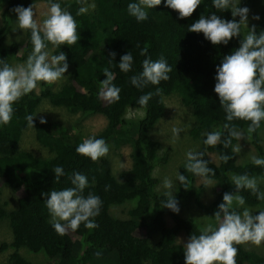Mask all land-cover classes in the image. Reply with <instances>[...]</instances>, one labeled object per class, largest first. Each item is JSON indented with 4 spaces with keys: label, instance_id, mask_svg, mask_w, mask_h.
I'll use <instances>...</instances> for the list:
<instances>
[{
    "label": "trees",
    "instance_id": "obj_1",
    "mask_svg": "<svg viewBox=\"0 0 264 264\" xmlns=\"http://www.w3.org/2000/svg\"><path fill=\"white\" fill-rule=\"evenodd\" d=\"M36 1L50 4V0H0L6 4L0 10V61L10 65L18 51L16 43H6L5 40L14 18L12 9L28 7ZM51 2L60 3L62 9L73 15L80 39L70 47L61 45L53 48L48 44L50 56L61 51L66 53L69 64L67 78L57 87L39 84L38 91L22 97L13 106L11 123L0 125V189L2 186L10 188L12 194L21 190L19 195H15L12 206L0 199V223H4L9 231V240L0 241V252L8 248L12 250L6 264H31L19 253V248L45 254L48 264H185L184 247L176 241V235L183 231L189 239L192 234H200L201 226L192 218L182 217L163 207L168 197L156 189L157 179L152 171L167 162L170 148L160 149V143L152 139L148 131L164 113L163 96L175 93L181 103L191 109L193 127H189L188 134L199 140L197 151L205 152V160H209L208 152L217 156L216 162L209 160V167L215 172L209 178L216 184L211 202L203 204L197 200L201 187L193 184L195 176L184 168L186 159L180 167V174L187 177L189 188L185 189L178 182L173 192L178 206L182 198L191 197L198 207L214 215L223 202V194L235 191L234 175L246 173L249 177H264V166H255L251 160H236L233 152L235 138L227 149L223 145L213 148L203 143L207 132H224L226 114L214 91L216 68L224 56L240 46L246 29L243 27L241 36L234 37L227 45H213L203 33L188 31L200 16H209L213 12L223 19H233L230 9L218 12L212 0H201L192 16L183 19L162 0L161 5L147 9L148 19L143 22H138L128 13V4L138 0H92V7L81 15H77L83 6L78 0ZM239 6L253 10L252 13L260 19H252L251 27L255 25L257 34L264 31V0H240ZM235 19L240 18L237 16ZM24 39L21 52L29 55L33 48L30 30L24 31ZM142 48L148 49V57L153 61L161 56L167 60L172 68L168 81L159 85L149 84L143 89L131 84L130 77L142 71V61L146 58L140 55ZM111 52L116 53L114 58L110 56ZM127 52L133 55V66L131 72L123 73L118 64ZM105 69L113 73L115 79L112 83L121 89L120 100L116 103L102 101L99 97L101 81L107 78ZM157 87L161 89L159 95L156 94ZM149 92L153 93L152 99L146 108H141L138 99ZM43 99L63 107L69 114L85 117L99 113L104 116L105 125L95 134L82 136L67 120L48 122L45 119L47 122L42 124V117L34 116V112ZM129 106L140 107L141 116L126 118L125 110ZM29 115H33L34 139L47 149L48 156L34 155L32 150L18 146L21 135L30 126L26 119ZM230 123L247 136L250 122L234 120ZM261 132L258 129L251 140H245L254 147L258 157L264 158L259 139ZM91 136L103 138L114 148L128 145L129 167L114 174L107 157L93 162L77 154L76 147ZM225 154L232 157L227 163L220 160V156ZM57 166H62L65 171L59 181L55 180L52 170ZM77 172L85 175L89 182L84 195L93 193L102 200L100 214L94 218L98 227L87 229L81 224L77 231L69 230L67 235L60 236L52 226L46 199L52 190L72 187L71 177ZM106 186L110 187L105 190ZM237 194L242 195L248 205L257 207L261 201L248 190ZM122 206L123 217L111 210V207ZM254 210L253 214H258L256 211L264 208ZM167 217L169 223L166 222ZM237 247V264H264V255L258 253L260 251L253 248L254 245Z\"/></svg>",
    "mask_w": 264,
    "mask_h": 264
},
{
    "label": "clouds",
    "instance_id": "obj_2",
    "mask_svg": "<svg viewBox=\"0 0 264 264\" xmlns=\"http://www.w3.org/2000/svg\"><path fill=\"white\" fill-rule=\"evenodd\" d=\"M78 2L81 5L86 4V0ZM161 3L162 0H138L128 4V13L138 22H143L148 19L147 9L156 8ZM164 3L177 11L179 18L183 19L192 16L200 6L201 0H164ZM212 4L218 12L230 9L233 19H223L213 12L209 16H200L190 25L188 31L203 33L213 45H227L234 37L241 36L242 27L249 29L240 40V46L231 54L224 56L216 68L214 91L219 97L227 122L223 125L224 132L220 130L207 132L203 143L207 147L223 145L227 149L231 146L233 138L239 141L251 140L252 134L261 128L264 121V31L257 34L255 25L248 27L250 10L248 7H240V0H212ZM33 8L34 5H29L16 6L12 9L18 14V28L23 31L30 30L33 48L23 64L13 67L0 61V125L11 123L13 106L22 97L36 91L41 83L54 85L68 71L66 53L61 51L58 55L50 56L48 44L53 48H59L61 45L70 47L80 39L76 20L69 11L62 9L60 3L50 0L48 12L42 23H38L34 18L36 13ZM87 10V7L81 6L77 15L84 14ZM237 16L239 20L235 19ZM253 19L259 20L260 17L257 15ZM115 55V52L110 53L112 58ZM140 55L146 58L142 61V71L130 77L133 86L143 89L149 84L159 85L162 81L170 79L172 68L163 56L153 61L148 57L147 48H142ZM132 66L133 55L127 52L120 58L119 70L129 73ZM104 74L107 78L101 81L99 97L108 103H116L120 100L121 89L112 83L115 77L111 71L105 69ZM160 93L161 89L157 87L156 94ZM152 96L153 93L149 92L139 97L138 104L141 108L147 107ZM26 119L29 125L33 126V115L27 116ZM234 120L250 122L246 129L247 136L230 123ZM46 122L41 118L40 123ZM181 131L179 128L172 129L176 137ZM75 150L77 154L97 162L106 157L110 149L103 138L91 136L85 138ZM239 151V147L233 148V152ZM186 156L187 163L184 168L187 172L201 178L206 188L215 186V182L209 178L210 175H215V172L209 167V160L204 159L205 152L189 151ZM231 158L226 154L220 156V160L225 163ZM251 162L255 166H264V158L255 155L251 157ZM52 170L56 181L65 175L62 166ZM177 179L185 189L189 188L186 176L179 173ZM232 182L235 191L223 194V202L218 205V210L212 216L215 224L208 223L200 229L199 235H190L188 241L184 243L185 264H237L236 257L239 251L237 246L251 244L260 247L264 244V210H258L256 211L258 214H253L252 210L243 208L245 199L237 194L242 190H248L258 200L264 201V191L260 188V182L246 173L234 175ZM71 184L72 187L63 190H52L46 199L52 226L60 236L67 235L69 230L77 231L81 224L87 229L98 227L94 218L100 214L101 198L93 193L84 195L89 182L87 177L79 172L73 174ZM163 186L167 190L164 194L168 197L163 202V207L179 213L178 201L172 192L174 188L172 181L165 178ZM108 187L110 186H106L105 190ZM237 208L243 210L237 211Z\"/></svg>",
    "mask_w": 264,
    "mask_h": 264
},
{
    "label": "rangeland",
    "instance_id": "obj_3",
    "mask_svg": "<svg viewBox=\"0 0 264 264\" xmlns=\"http://www.w3.org/2000/svg\"><path fill=\"white\" fill-rule=\"evenodd\" d=\"M5 2L0 3V10L4 8ZM33 11L36 13L35 19L38 23H42L43 19L46 17L48 12V5L45 1H36L34 4ZM85 7L91 8L93 5L92 0H86ZM83 5V6H84ZM253 11V10H252ZM252 11L248 14V27L251 28L253 16H255ZM17 13L14 12L12 26L11 29L8 31L5 40L6 43L14 42L17 44V49L14 59L10 61V65L15 67L17 65L25 63L28 55L27 53L21 52L24 48V31L19 29L17 26ZM2 24V18L0 16V25ZM243 28V27H242ZM244 34H247L249 31L248 28L244 27ZM243 28V29H244ZM49 52V48L47 47ZM60 80H58L53 87H57L60 85L68 75V71L64 74ZM163 103H164V113L163 115L155 121L152 127L149 129L148 133L152 139L157 140L160 143V149L165 147L170 148V153L168 155L167 162L165 164L156 166L153 168L152 174L157 179L156 189L162 193H165L167 190L163 186V181L165 178L172 181L174 188L172 192L176 191V187L178 184V174L180 173V167L185 164L187 159L186 153L189 151H197L200 145L198 139L192 138L188 134L189 127L192 126L191 119V109L189 106L184 105L181 103L179 97L175 93H170L163 96ZM103 101V99H101ZM142 114V109L140 107H133L129 106L125 110L126 118L134 119L135 117H139ZM34 116H39L46 119L48 122H60V121H69L72 123L74 129L78 130L82 136H87L91 134H95L100 129L103 128L105 125V118L101 114H91L87 116H81L79 114H69L67 113L63 107L56 106L48 102V100L43 99L35 108ZM263 127L260 128L262 131L259 134L260 143L264 149V122ZM179 128L182 131L179 133V136H174L172 129ZM33 129L31 126H28L23 134L20 137L18 142V146L21 149H25L28 151H33L34 155H42L48 156L49 153L47 149L43 146H40L34 139ZM109 146V153L106 156L110 163V168L112 173L116 174V172L120 169H126L130 165L129 159V151L130 148L128 145H121L117 148L112 147L110 144ZM234 147H239L240 151L236 154V160L238 162H245L251 160L252 156H257L254 147L247 142L245 139L236 140ZM233 147V148H234ZM209 160L217 161V156L213 152H208L207 155ZM257 178L260 182V188L264 191V177L261 176H252ZM215 182L214 179H211ZM194 185H199L201 188L198 190V198L197 200L203 204H208L211 202L214 193L215 187H205L203 186V181L199 177H194L193 179ZM216 185V184H215ZM21 190H17L15 194L11 193L10 188H5L2 186L0 189V199L7 201L8 206H12L15 201V195L20 194ZM200 193V195H199ZM128 206V205H126ZM257 207L264 208V201H260ZM255 205H248L245 204L243 208H248L250 210L255 211ZM243 208H237L239 211H242ZM179 215L182 217H190L192 218L198 225L203 228L208 223H214L215 220L212 217L213 214L201 207H198L194 200L191 197L182 198L179 201ZM112 212L119 217H123L124 208L122 207H111ZM166 222H170V219L167 217ZM143 231V230H141ZM69 235L72 236L71 233ZM8 241L9 240V231L7 226L4 223H0V241ZM176 241L180 243L184 247V243L188 241L185 233L183 231L178 232L176 235ZM246 246V245H245ZM258 253L264 255V244L260 247H253ZM253 250V249H251ZM11 249H4L0 252V264H6L8 255L11 253ZM19 253L27 259L31 264H48V258H46L45 254L43 253H33L28 251L25 248H19ZM256 251V252H257ZM248 264V263H244Z\"/></svg>",
    "mask_w": 264,
    "mask_h": 264
}]
</instances>
